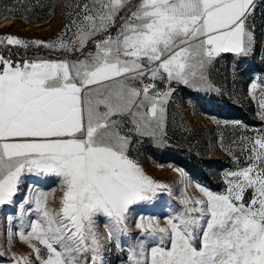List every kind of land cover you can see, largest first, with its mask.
<instances>
[{
	"label": "snow or ice",
	"instance_id": "snow-or-ice-1",
	"mask_svg": "<svg viewBox=\"0 0 264 264\" xmlns=\"http://www.w3.org/2000/svg\"><path fill=\"white\" fill-rule=\"evenodd\" d=\"M254 6V0H88L66 25L75 29L71 39L0 36V206L17 205L25 178H37L17 205L19 230L9 229V244L15 237L32 249L14 253L15 264H106L112 244L127 249L128 264H264V132L241 148L245 166L224 173L223 192L196 183L203 199L193 200L186 194L191 179L174 169L183 207L161 226L137 206L173 195L171 188L128 155L131 136L121 131L126 118L128 132L163 144L172 84L213 90L207 72L215 59L254 49L247 23ZM9 46L79 55L15 61ZM259 109L264 120V100ZM49 182L63 192L57 209L49 207L55 188L41 186ZM134 214L140 231L129 244ZM30 215L35 219L25 223ZM101 218L106 235L97 230Z\"/></svg>",
	"mask_w": 264,
	"mask_h": 264
},
{
	"label": "rangeland",
	"instance_id": "rangeland-1",
	"mask_svg": "<svg viewBox=\"0 0 264 264\" xmlns=\"http://www.w3.org/2000/svg\"><path fill=\"white\" fill-rule=\"evenodd\" d=\"M86 2L88 0H53L51 12L43 21L29 20L26 18L29 14H4V11L0 10V36L13 35L26 41L51 42L56 41L61 33H65V38L71 39L75 29L67 30L66 25H70L76 12L80 11L77 5ZM110 31L115 35V29ZM102 38L103 36H97L94 39ZM9 47L13 54L18 55L19 60L16 61L59 60L64 59L65 56L71 59L79 55L54 52L43 46L40 48L32 46L27 51L16 46ZM90 49L95 51L91 45ZM207 77L212 85L211 91L172 84L175 91L165 105L166 137L163 144H157L148 137L128 132L132 125L126 118L121 128L124 134L131 136L128 155L139 162L147 175L171 188L173 195H160L151 204L137 206L141 214L158 217L161 226L166 224V217L183 207L180 204L183 198L181 175L174 169H183L191 179L192 183L187 186L186 194L193 200L203 199L195 186L196 183L214 192H223L226 187L224 173L245 166L246 153L242 154L241 148L249 138L257 137L264 132V120L258 115L259 102L264 100V37H255L254 49L247 56L222 54L217 57L208 69ZM253 82L255 87L251 88L250 92ZM155 83L160 90L166 88L165 83L159 80ZM192 156L197 161L204 160L202 168L206 171L203 174L207 176L209 182L216 185L217 189L209 188L173 161L180 159L187 162L189 157L193 159ZM34 182H37L36 177L25 178L20 186V193L15 198L17 205L24 198L28 184ZM41 186L55 188V192L49 198V207L57 209L63 195L62 190L50 182L41 183ZM245 199H250V195L246 194ZM17 205L0 206V264H15L14 253L20 256L32 252V249L18 238L14 237L11 244L7 242L9 229L14 234L20 228ZM136 218L134 214L129 221L131 231V235L127 238L129 244L135 243L134 238H138L140 231L134 226ZM31 219H35V216H26L25 223ZM97 230L106 235L102 218ZM148 243L151 245L152 242ZM107 247L111 251L104 253L106 264H128L129 253L126 248L124 251H119L114 244ZM32 259L35 261L34 255Z\"/></svg>",
	"mask_w": 264,
	"mask_h": 264
},
{
	"label": "trees",
	"instance_id": "trees-1",
	"mask_svg": "<svg viewBox=\"0 0 264 264\" xmlns=\"http://www.w3.org/2000/svg\"><path fill=\"white\" fill-rule=\"evenodd\" d=\"M53 0H0V10L4 11V14H29L26 16L29 20L43 21L47 18L51 12ZM223 56H231L229 54H223ZM13 60H19L18 55L12 54ZM189 157V161L183 162L180 159L173 160L174 163L184 167L188 170L198 181L203 182L211 189H217L216 185L209 182L207 176L205 177V171L202 162L204 160H196L194 156ZM204 173V174H203ZM206 179V180H204Z\"/></svg>",
	"mask_w": 264,
	"mask_h": 264
},
{
	"label": "built area",
	"instance_id": "built-area-1",
	"mask_svg": "<svg viewBox=\"0 0 264 264\" xmlns=\"http://www.w3.org/2000/svg\"><path fill=\"white\" fill-rule=\"evenodd\" d=\"M254 5L247 23L254 31L255 37H264V0H254Z\"/></svg>",
	"mask_w": 264,
	"mask_h": 264
},
{
	"label": "crops",
	"instance_id": "crops-1",
	"mask_svg": "<svg viewBox=\"0 0 264 264\" xmlns=\"http://www.w3.org/2000/svg\"><path fill=\"white\" fill-rule=\"evenodd\" d=\"M222 54H229V55H233V56H235L234 54H231V53H222ZM222 54H221V55H222ZM221 55H220V56H221ZM220 56H219V57H220Z\"/></svg>",
	"mask_w": 264,
	"mask_h": 264
}]
</instances>
